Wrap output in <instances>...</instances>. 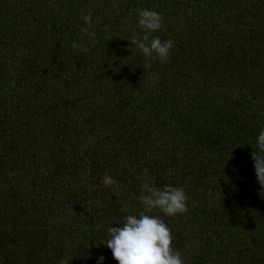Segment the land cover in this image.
Listing matches in <instances>:
<instances>
[{"label": "trees", "instance_id": "obj_1", "mask_svg": "<svg viewBox=\"0 0 264 264\" xmlns=\"http://www.w3.org/2000/svg\"><path fill=\"white\" fill-rule=\"evenodd\" d=\"M137 9L166 62L130 51ZM262 129L264 0H0V264H118L107 228L144 211V169L188 196L149 213L185 264H264Z\"/></svg>", "mask_w": 264, "mask_h": 264}, {"label": "clouds", "instance_id": "obj_2", "mask_svg": "<svg viewBox=\"0 0 264 264\" xmlns=\"http://www.w3.org/2000/svg\"><path fill=\"white\" fill-rule=\"evenodd\" d=\"M115 9L117 4H113ZM138 26L143 35L137 33L129 41L133 53L139 50L145 59L158 58L161 63L169 59L170 50L174 47L172 40H161L159 36H152L151 33L159 31L163 27V16L154 10L137 9ZM86 26H82L80 31L86 34L93 43L97 42L96 33L89 31L92 27L91 14L83 16ZM112 40L111 38L109 41ZM78 45L73 42L72 47ZM87 52V48H82ZM150 66V65H149ZM158 76L152 77L155 84ZM256 151L251 153L254 162L256 179L261 191L258 196L264 199V129H262L256 140ZM147 169H144V183L142 184V194L139 202L144 211L138 214L124 213L123 219L119 222L120 227L109 226L107 232L110 238L106 241V246L112 252L113 259L118 264H185L182 255L172 246L173 235L168 225L158 216L150 215L153 210H159L169 217L184 214L188 211V196L184 188L165 186L163 189L156 187L150 179H147ZM106 186L119 187L116 181L107 173L103 178ZM104 260L103 256L98 258V264ZM61 264H67L62 260Z\"/></svg>", "mask_w": 264, "mask_h": 264}]
</instances>
